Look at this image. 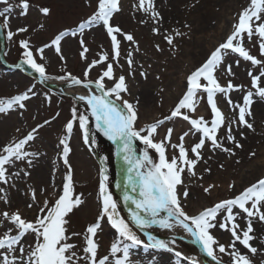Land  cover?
Listing matches in <instances>:
<instances>
[{
    "label": "rangeland",
    "instance_id": "1",
    "mask_svg": "<svg viewBox=\"0 0 264 264\" xmlns=\"http://www.w3.org/2000/svg\"><path fill=\"white\" fill-rule=\"evenodd\" d=\"M29 8L26 14H21L19 0H0V12L12 5L9 15V26L14 36L11 40L7 38L6 31L0 29V38L3 39V60L7 64L15 65L22 60V49L20 40H28L38 63L45 65L48 80H56L62 83L67 80H59L56 77L70 73L83 79V73L87 64L81 58L80 39L85 41L89 51L86 53L87 62L99 59L100 54L108 53L111 61V42L106 30L100 24L86 27L81 33L79 25L88 20L97 8L98 0H28ZM249 0H154L156 10L160 13V23L154 24L153 20L141 11H137L134 5L138 0H120V11L114 14L111 21L113 25L121 27L123 32L131 33L136 41L132 44L121 40V56L119 65L114 64V72L117 77L124 75L128 91L124 93L125 99L130 100L137 110L139 119L137 127L147 123L163 119L170 115L171 110L178 103L186 90V77L207 58L210 52L221 43L230 33L232 24L237 14L246 7ZM48 7L49 15L45 16L39 8ZM166 15L171 17V22L163 24ZM141 21H144L141 23ZM2 22V18H0ZM26 27L27 31L17 33L16 29ZM159 27L157 33L152 28ZM178 30L184 35L176 36L174 46H170L164 39L165 35L174 34ZM61 32L66 35L61 40V51L64 60H61L54 46L44 48L43 57L37 49L51 44L52 39ZM76 32V35H72ZM245 38V46L251 50V54L258 56V46ZM159 45V49H157ZM138 48V50H136ZM132 51L134 64L131 69L126 62L127 53ZM236 54H229L225 58V66L232 65L234 76H228L222 69L216 72V76L222 85L231 80L235 85L243 86V91L233 90L229 93L234 103H243V94L251 87L250 77L247 70L251 68L250 62L240 59L237 66ZM106 66V65H103ZM98 65L89 73V79L99 76L102 67ZM146 76H141V72ZM254 71H258L254 69ZM131 72V74H130ZM106 83H108L106 81ZM29 88L35 95L29 94L30 98L25 101V108L18 107L7 113H0V147L5 144L23 138L29 131L41 125L33 141L25 146V150L35 153L32 165L27 161H17L14 166H9L10 174L20 171L19 176L12 175L8 184H0L5 189L0 196H7L9 204L0 200V211L19 209L22 216L33 219L34 209L27 207L31 203L29 189L36 190L37 202L43 206L45 199L54 202L57 193L62 191V179L67 173V167L61 157L63 146L60 139L68 136L70 153L68 160L72 168L73 195L79 196L82 203L75 207L69 214V233H80L70 242L82 245L83 234L86 227L95 222L99 215V166L96 155L102 160L108 177L107 187L117 200L122 216L128 219V214L119 204L117 196L113 192L117 177L113 168L112 147L106 136L96 128V121L90 112H86L85 102L78 101L66 93L50 92L43 88L37 80L20 68H11L0 63V98H10L14 95L27 91ZM254 91V90H253ZM199 103L194 117L203 116L211 119V109L207 104V94H198ZM218 106L224 112L228 120H232L233 110L227 100L221 94H217ZM251 105L252 115L247 117L253 127H237L232 125L233 134L242 147L226 142L225 146L233 149L234 155L220 150L212 151L209 146L203 149V159L195 167V176L183 173L184 185L180 188L182 193L186 188L189 192L187 199H182L185 210L194 214L203 207L229 199L238 194L245 187L264 177V99L253 97ZM76 107L79 112L88 115L89 142L85 143L83 132L79 128V122L74 123L73 132L68 135L64 128L66 122L71 119V109ZM48 121L47 124L44 122ZM174 129L172 142L178 143V138L183 132L188 131L190 125L181 118L167 121L159 129L157 140L162 139L167 128ZM241 133L243 135H241ZM219 135H224L221 130ZM95 140L93 144L91 141ZM199 134L189 135L185 138V146L191 147L198 142ZM138 141V140H137ZM134 141L135 153L139 155L144 145ZM255 153V155H250ZM149 154L156 160L155 152L149 149ZM174 154L171 147L168 148L169 159ZM178 154V153H176ZM157 156V154H156ZM158 158V156H157ZM223 165V167H221ZM210 169V171H205ZM30 174L23 175V171ZM117 175V174H116ZM209 184L216 185L210 194L203 191ZM233 185L230 189L229 185ZM238 223L246 227V222L239 219ZM253 235L256 237L251 243L258 249L253 255L244 249L239 243L237 247L249 255L253 264H264V222L253 221ZM0 226V232H3ZM213 235L226 246L231 243L230 232L219 229L212 230ZM141 239L147 242V236L138 232ZM116 236L115 230L105 220L102 228L97 233L99 244L98 254L100 257L110 256V246ZM28 244L35 242L34 235H26ZM166 241H174L171 247L181 253L177 258L174 253L165 250H157L139 246L132 250L131 260L133 264H191L189 258H194L189 245H183L172 238H158ZM27 246V245H26ZM78 255H83L82 249ZM222 258L223 264H229V257L217 253ZM111 259V256H110ZM210 261L215 264L214 261ZM83 264V261H81Z\"/></svg>",
    "mask_w": 264,
    "mask_h": 264
},
{
    "label": "snow or ice",
    "instance_id": "2",
    "mask_svg": "<svg viewBox=\"0 0 264 264\" xmlns=\"http://www.w3.org/2000/svg\"><path fill=\"white\" fill-rule=\"evenodd\" d=\"M19 7L21 14H26V10L29 8L28 0H19ZM134 7L137 11L148 15L154 24L160 23V13L155 8L154 0H138V4ZM11 8L12 5H9L0 12V18H2L0 29L7 30L6 34L9 40L14 36L9 26L8 13ZM39 11L45 16L50 13L48 7H41ZM119 11L120 0H98L94 13L78 28V31L83 33L86 27L102 25L110 38L112 62H109V54L103 53L100 54L99 59H93L88 63L86 53L89 49L81 38L79 41L82 49L80 56L87 64L83 79L70 73L56 77V79L67 80L70 85H81L89 90L94 87L99 91V95L92 91L85 95H79L77 100L85 102L86 112H90L95 119L96 128L109 140L118 144V154L121 155L126 165L125 191L122 199L126 203L130 202L129 218L126 219L121 215L117 200L108 190V177L102 166L99 171V215L95 222L86 227L82 245L70 242L81 234L69 233L68 216L75 207L82 203V200L79 196L73 195L72 168L68 160L71 149L66 135L60 139L59 143L63 146L61 157L67 167V173L62 179V191L57 193L54 202L50 203L45 199L43 206H40L37 202L36 190L29 189L31 203H28L27 207L34 209L33 219L22 216L19 209L11 210L9 208V210L0 211V226L4 228V231L0 232V264H81V261L83 264H133L132 250L139 246L165 250L174 253L179 258L181 253L171 247V243L174 241L158 239L147 231L154 226L165 230L182 229L201 245L204 254L211 258L215 264H223L222 258H219L217 253L227 255L229 264H253L249 255L242 252L236 245L239 243L253 255L258 252L251 242L256 239L253 235V221L264 222V177L245 187L233 197L203 207L194 214L187 212L182 203L181 197L187 199L188 190L185 188L181 193L180 188L184 185L183 173L187 172L189 176L196 175L195 167L203 159L202 152L206 146H209L213 152L220 150L234 155L233 149L225 146V141L238 148L242 145L236 140L232 125L249 129L253 127L247 119L252 115L253 97L258 96L264 99V0H249L247 6L237 14L226 38L210 52L199 67L187 75L186 90L171 110L170 115L142 127H137L139 116L136 106L123 96L128 91L126 77L124 75L117 77L114 72V64L121 66L119 65L121 40L118 37L122 36L124 40L132 44L136 43L131 33H125L121 27L111 23L114 14ZM143 22L141 21V23ZM25 31H27L26 27L16 29L17 33ZM152 31L157 33L159 27H153ZM65 35L66 32H61L52 39L50 45L46 44L37 49L41 58L44 48L54 46L60 59L64 60L60 45ZM72 35H76V32H73ZM182 35L184 33L174 30V34L165 35L164 39L170 46H174L175 37ZM245 38L250 43L255 41L253 46H258V56L251 54V50L245 46ZM19 46L23 50L21 53L22 63L38 73L42 80H48L50 77L46 74L45 65L38 63L34 58L29 41L20 40ZM156 47L160 50L159 45ZM229 54L237 55L238 59L235 61L237 66L240 59L250 62L252 66L247 70L251 87L243 94L242 104L234 103L229 93L233 90L243 91V86L235 85L231 80H228L226 85H222L216 76V72L221 69L228 76H234L232 65L225 66V58ZM126 62L131 69L134 64L132 51L127 53ZM98 65L106 66L102 67L97 78L89 79V73ZM254 69L258 71H254ZM140 74L141 76L147 75L143 71ZM200 93L207 94V104L211 109L210 120L203 116L194 117ZM29 94L35 95L31 88L10 98H0V113H7L16 107L25 108L24 102L30 98ZM217 94L223 95L232 108L234 117L232 120H228L218 106ZM86 112H79L76 107H73L71 119L66 122L64 128L70 135L73 132L74 123L78 121L84 141L88 143L87 123L89 117ZM175 118L186 121L190 125L188 131L179 136L178 143H173L174 129L168 127L163 138L157 140L160 127ZM44 123L47 124L48 121ZM39 127L41 125H37L23 138L13 140L0 147V184H8L12 175H20V171L10 174L9 166H14L15 162L27 161L29 166L32 165V160L29 157H34L36 154L25 150V146L34 140ZM221 130H224L223 136L219 135ZM196 134H199L198 142L192 144L190 148L186 147L185 138ZM241 135L243 134L241 133ZM137 140L144 145V149L140 151L139 155L135 153L134 149V141ZM91 142L94 144L95 140L93 139ZM169 147L174 152L170 159L168 157ZM149 149L155 151L158 160L152 158ZM250 155H255V153H250ZM21 171L24 176L30 174L27 171ZM205 171H210V169H205ZM214 187L216 185L209 184L203 188V191L210 194ZM232 187L233 185L230 184L229 188ZM4 192L5 189L0 187V193ZM0 200L9 204L6 195L0 196ZM105 218L116 233L110 246L111 259L109 255L100 257L98 254L99 244L96 237ZM239 219L245 220L246 227H242L238 223ZM217 227L230 232L232 240L227 246L219 242L213 235L212 230ZM138 232L147 236V242L141 239ZM26 235H34L35 242L28 244L24 239ZM81 249L83 255H78ZM189 259L191 264H200L194 258ZM176 264H180L179 259Z\"/></svg>",
    "mask_w": 264,
    "mask_h": 264
},
{
    "label": "bare ground",
    "instance_id": "3",
    "mask_svg": "<svg viewBox=\"0 0 264 264\" xmlns=\"http://www.w3.org/2000/svg\"><path fill=\"white\" fill-rule=\"evenodd\" d=\"M171 17H169V15H166L164 17V19L162 20L163 24H168L171 22ZM48 85L50 86H54V85H58L59 82H57L56 80H44ZM59 90L70 94L71 96H73L75 99H77V97L79 95H85L88 94L89 91H92L94 94L99 95V91L95 90L94 87L93 89L89 90V89H85L82 86L79 85H66L64 87H61ZM83 102V101H81ZM118 166H119V170H120V178L119 181L116 183V188L119 190L120 193V197H121V202L124 206V208L127 210L128 212V207L130 206V202L126 203L123 201L122 199V195L123 192L125 191V187H124V176H125V169H126V165L124 164V161L121 158V155H119L118 158ZM130 191V189H129ZM148 232H150L152 235L156 236L157 238H172L175 239L176 241H178L179 243L183 244V245H189L192 249V253L195 257V259L200 262V264H213L209 259L204 258L202 253L200 252L199 248L195 246L193 238L190 236V234L184 232L182 229H175V230H165V229H160L156 226H154L151 229L147 230Z\"/></svg>",
    "mask_w": 264,
    "mask_h": 264
},
{
    "label": "water",
    "instance_id": "4",
    "mask_svg": "<svg viewBox=\"0 0 264 264\" xmlns=\"http://www.w3.org/2000/svg\"><path fill=\"white\" fill-rule=\"evenodd\" d=\"M3 50V46L1 44V51ZM2 52H0V55H1ZM30 71V74H32L33 76L36 77V79L42 83L46 88H48L49 90H52V91H58L59 92V89L61 87H64L66 86L67 84H69L68 81L66 82H63L62 84H58V85H55V86H48L47 84H45V82L42 81V79L40 78V76H38L36 73H34L31 69H29ZM109 142L111 143V145L113 146L114 148V154H113V157H114V163H115V168H116V171H117V181H119V178H120V170H119V166H118V158H119V154H118V144L112 140H109ZM115 192L117 194V197H118V200L120 202V204L122 205V207L124 208L122 202H121V197H120V193H119V190L118 189H115ZM125 209V208H124ZM126 210V209H125ZM127 212V211H126ZM194 243L198 246L199 250L201 251V253L203 254V256L206 258L207 256L204 254L201 246L199 245V243H197L195 240H194Z\"/></svg>",
    "mask_w": 264,
    "mask_h": 264
}]
</instances>
